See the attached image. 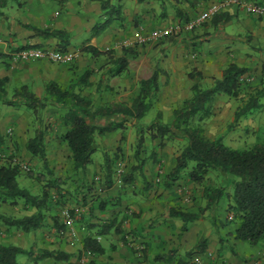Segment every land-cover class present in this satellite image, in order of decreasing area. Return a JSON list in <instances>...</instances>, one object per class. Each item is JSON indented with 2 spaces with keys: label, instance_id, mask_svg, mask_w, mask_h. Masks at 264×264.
<instances>
[{
  "label": "crops",
  "instance_id": "1",
  "mask_svg": "<svg viewBox=\"0 0 264 264\" xmlns=\"http://www.w3.org/2000/svg\"><path fill=\"white\" fill-rule=\"evenodd\" d=\"M213 1L218 0H110V7L113 10L117 9L118 12L115 15L112 14L114 18L106 23V16L109 17V15L103 13L98 2L92 0H20L18 6L12 4L5 10V14L0 16V37L5 40V44L0 46V55H5L0 57V77L9 76L16 81H25L30 85L33 83L36 86L34 88L36 94L41 96L43 90L40 89L42 88L40 84L55 81L68 87L76 83L87 69H91L94 73L83 90L85 95L93 97L96 93L111 92L115 94L113 102H124L131 105L133 98L139 92L138 85L135 86L134 83L139 84L140 80L148 79L155 69L152 68L149 74L146 73L147 68L154 64L153 57L159 49L151 44L137 46L138 57L129 61V72L111 78L105 75L106 67L100 70L111 60L107 55L91 57L84 54L80 60L68 65L50 63L46 60L30 61L21 63L24 65L18 68L11 64L10 69L5 67L8 65L6 56L23 47L56 45V39L36 36L34 31L26 28L25 25L41 29H65L71 36L69 48L94 46L101 51L112 49L114 52L112 55L120 56L123 50L122 44L126 40H134L140 29L147 32L190 20L204 11ZM99 26L102 27L95 34ZM179 43L185 45L173 51L180 53L171 57L169 66L173 67V71H176V68L183 72H173L171 75L167 73L166 68L162 70L159 78L160 97L168 93V96H175L174 99L179 100L181 93L176 89L181 90V87L187 86V91H189L191 85L187 73L190 69H186L189 64L202 72L203 87H211L215 80L221 79L224 68L231 63L249 69L244 76L248 82H256V78L262 75L264 18H256L237 5L229 6L226 11L196 28L186 40ZM174 48L170 47L169 50ZM146 54L148 57H145ZM25 69L28 72L22 73ZM168 74L171 75L169 81ZM125 87L128 90L124 95L119 91H124ZM184 96L189 97L190 93L187 92ZM111 97L112 95L108 100L111 101ZM238 106L239 101L235 98L220 94L213 103L212 111L220 112L217 117L220 122L230 115L233 122ZM262 109L254 111L249 118L245 119L248 124L242 129L255 128L256 132L264 131V118L258 113ZM209 117L204 119L205 129L210 123ZM5 123L6 119L2 114L0 116V136L3 138L2 129ZM249 123L251 126L247 128ZM132 124L127 123L128 126ZM240 125L236 129H240ZM121 135V132H113L97 136V143L101 147L94 154H97V157L93 155V161L87 167L84 176L79 174L80 176L71 178L78 181L77 186L83 182L90 185L89 189H81L82 186L73 187L75 190L72 193L77 197L73 206L82 203L81 206L84 207L83 214L75 223L77 234L74 239L58 237L55 234L54 219L48 217L45 222L48 227L28 233H4L3 241L26 250H56L71 255L67 262H55L46 258L39 260L38 264L78 262L86 254L83 248L85 237L100 230L104 234L98 235L97 240L103 252L90 256L85 264H179V261L188 260L187 252L203 236L208 239L206 253L201 256L195 255L194 261L190 264H194L195 258H199L201 264H209L213 259L216 260L212 264L220 263V260L224 264H242L246 259L249 261L256 259L257 254L264 257L263 245L252 246L249 243L237 241L234 237V228L225 231L222 227L214 226L213 229L212 224H208L210 219L206 217V213L201 219L188 224L186 231H181L183 222L178 218L170 217L169 209L173 207L182 211L195 212L198 208L196 205L204 206V202L202 195L196 194L193 186L187 185L185 181L181 180L180 183L177 182L170 187L165 184H154L160 166L165 175L172 170L173 165L168 160L170 155L166 149L153 148L156 151V157H153V150L147 156L141 155L146 159L144 167L132 176L125 174L127 181L124 183H121L120 178L112 173L109 185L105 171L104 152L109 154L108 150L118 144ZM25 143L26 141L23 142V146ZM59 143L60 140L56 139L51 142L55 146L47 147V157L50 160L56 161L63 158L64 154L57 150L61 144ZM27 155L29 156L28 153ZM66 155L70 156V154ZM160 159L161 163L165 160V167L159 164ZM18 181L20 186L29 190L33 187H30L29 179L19 177ZM31 193L36 195L33 190ZM63 193L66 192L63 191ZM226 204V201H220L218 215L221 207L224 206L227 209ZM34 212V210L29 211L25 215H31ZM225 213L227 214V210ZM54 214L58 216V219L61 217L59 209L54 210L52 215ZM120 224V229H117ZM219 224L222 223L219 221ZM120 230L136 233L138 240L146 246L145 260H138L131 249L124 244ZM253 248H257V251ZM170 250H176L170 262L154 260L158 254L167 253ZM22 262L34 264L30 260Z\"/></svg>",
  "mask_w": 264,
  "mask_h": 264
},
{
  "label": "trees",
  "instance_id": "2",
  "mask_svg": "<svg viewBox=\"0 0 264 264\" xmlns=\"http://www.w3.org/2000/svg\"><path fill=\"white\" fill-rule=\"evenodd\" d=\"M92 1L98 2L103 13L109 15V17L106 16V23L114 18L112 14L115 15L118 12L117 9L113 10L110 7V0ZM250 1L264 5V0ZM14 3H20V0H0V16H3L5 10ZM256 18H264V16ZM188 21L187 19L180 23ZM25 27L33 30L36 36L56 39L57 43L54 47L59 50L69 48L71 36L65 29H41L32 25H25ZM101 27H98L95 34ZM136 47L123 48L120 56L112 55L114 53L112 49L101 51L94 46H82L79 50L81 54H88L91 57L109 56L110 62L107 66H102L100 70L106 67L105 75L111 78L129 72V61L138 57ZM1 56L5 55L1 54ZM6 57H8V65L5 67L10 69V54L8 53ZM248 71L249 69L246 67L231 63L224 68L221 79L215 80L211 87H203L201 84L203 74L198 68L193 67L187 73L188 79L192 81L191 96L183 100L179 107L174 108L172 120L169 122L163 121L161 111L157 112L150 123L143 122L147 113L152 109L160 90L159 78L162 70L159 67L154 69L148 79L139 81V92L133 98L131 105L124 102H107L95 106L92 97L83 93L84 88L88 85V79L94 73V70L91 69H87L76 83L68 87H63L55 81L46 82L41 96L37 95L32 85L28 83H22L18 88L13 87V93L10 96L9 85L13 81L12 78L9 76L0 77V104L15 108L24 106L34 114L35 120L39 124L35 129L34 136L26 142L25 149L32 159L39 158L42 161L49 176L54 175L47 158V135L52 125L47 126L43 123V111L48 106L64 111L58 118V126L64 129L58 135V139L61 144L67 146L70 152L74 172L83 176L93 161V155L101 149L97 143V136L122 132L127 128L128 122H134L137 139L134 164L130 169L125 167L121 158L111 160V157L104 152L105 171L109 185L112 173L117 175L118 163H121L123 168L119 177L121 183L127 181L125 174L132 176L144 167L146 159L141 155L147 137L149 142L156 143V149L166 147L169 141L181 142L183 145L173 158L172 170L165 175L160 166L154 180L155 185L165 184L167 187L173 186L177 182L180 183L182 180L187 185L200 189L204 206H200L197 211H182L173 207L169 209L170 217L178 218L183 222L181 231H186L188 224L201 219L205 213L206 217L216 226L215 218L219 203L221 200H225L228 224L234 226L235 239L252 246L264 245V138L259 139L249 148L236 149L228 146L222 136L208 138L203 124L195 123V120L204 121L212 114L213 103L217 95L220 94L240 100L229 129L249 118L254 111L261 109L264 106V64L262 75L256 78V82H248L244 78ZM246 91L247 97H243L242 93ZM3 139L0 136V147L4 143ZM152 154L153 157H156L154 149ZM2 156L3 153L0 151V157ZM3 159L5 163L0 165V203L10 206L23 204L25 210L35 211L31 215L22 217H12L0 213V224L6 227V233L37 231L48 227L45 222L48 217H52L57 236L66 237L59 234V231L64 228L61 217L58 219L57 215H52L57 207L65 203L60 177L47 179L45 174L40 172L37 175V180L40 182L45 180L47 183L43 186L42 191L35 195L29 189L20 186L18 178L21 176L22 170L19 165L13 164L12 160H8L6 157ZM211 177L215 179L212 186L208 185ZM86 185L87 183H82V187ZM89 187L90 185L88 189ZM48 188H54L57 190V194L51 195ZM53 198H58V201H53ZM120 227L121 224L117 229ZM119 232L124 244L131 249L137 259L145 260L146 246L138 240L136 233L126 230ZM102 234H104L103 231H96L88 234L83 240L84 250L90 252L92 256L103 252L102 246L97 240V236ZM136 246H142V250L138 252ZM207 246L208 239L204 236L201 237L195 246L187 252L188 262L179 261V264H190L194 261L195 255L201 256L206 253ZM175 251L170 250L167 253L158 254L154 260L170 262L175 256ZM234 254L236 255L235 252ZM22 255L29 257L34 264H38L39 260L46 258L55 262H67L71 258L68 253L46 249L39 250L35 256L31 250L0 241V264H22L18 261V257ZM244 261L249 262L248 259ZM258 264H264V261Z\"/></svg>",
  "mask_w": 264,
  "mask_h": 264
},
{
  "label": "rangeland",
  "instance_id": "3",
  "mask_svg": "<svg viewBox=\"0 0 264 264\" xmlns=\"http://www.w3.org/2000/svg\"><path fill=\"white\" fill-rule=\"evenodd\" d=\"M15 5L18 6L19 3H14ZM184 22V21H183ZM191 34V33H190ZM189 34H183L181 35V37L179 38H173V37H166L164 39L159 40L156 43H152L151 45L154 48H159L158 52H156V56L153 57V65L150 66L149 68H147L146 73L149 74L152 70V68H157L159 67L161 70H163L164 68H166L168 71L167 73H170L171 75L173 74V72H183L180 69H176V71H173V67H170L169 65H171V57L172 56H177L178 53H180L179 51H177V53L173 52L174 50H176L178 47H180L179 49L182 48V46H184L185 44H180L179 42L182 40H186L188 38ZM2 38V37H1ZM3 39V38H2ZM4 40V39H3ZM185 43V41L183 42ZM1 46V45H0ZM170 47H175L173 50H169ZM78 49V48H77ZM82 56L84 57V54L82 53L79 57L78 60H80V58H82ZM145 57H148V54H146ZM77 60V61H78ZM49 62V61H48ZM52 63V62H50ZM24 64H16L15 66L21 67ZM147 66V65H146ZM176 66V65H174ZM98 68V67H97ZM192 69V65H188L186 67V69ZM28 72L27 69L22 70V73ZM170 74H168V81L170 80ZM183 74V73H182ZM188 78V77H187ZM13 81L10 82L9 85V95L11 96L13 93V87H19L20 84L22 83H26L25 81H16L12 78ZM189 80V79H188ZM190 81V80H189ZM50 82V81H48ZM203 86V83H201ZM42 86V89L44 88V84H40ZM135 86L139 84L134 83ZM180 85V83H179ZM190 85H192V81H190ZM63 87H67L62 85ZM181 86V85H180ZM36 86L32 83V88L34 89ZM191 87V86H190ZM126 87L124 88V91L121 90L119 92H123V94L125 95L126 92ZM178 90L181 94L179 97V100H175V96H168L169 94L167 93L166 96L164 97H160L159 93L157 96L156 101L154 102V105L152 107V109L147 113L146 117L144 118L143 122L144 123H150L156 116L158 111L162 112L163 115V121L165 122H169L172 120L173 117V108H177L179 107L183 100L187 99L188 97H185L184 95L187 94V92L190 93L191 96V88H189V91L187 86L181 87V90ZM246 92L242 93L243 97H247ZM43 94V91H42ZM112 95V102L114 101L115 98V94H112L111 92L108 93H96L93 95L92 99L94 101L95 106H99V105H103L107 102H111L109 99V96ZM182 95V96H181ZM189 96V97H190ZM184 97V98H183ZM242 97V98H243ZM237 101L240 102V100L235 99ZM263 108V109H262ZM261 111H259L258 113L264 118V106L262 107ZM215 110V109H214ZM64 111L62 109H58V108H54L53 106H48L44 111H43V123L45 125H52L50 132L47 135V145L50 146H55L52 145L51 142L53 140L58 139V135L60 133L63 132V127L58 126V121H59V117L60 115L63 113ZM3 114V117L6 119V123L5 126L2 129V132L4 134V143L2 144V147H0V151L1 153H3V156L0 157V165L5 163V160L3 158L6 157V159L8 160H12L13 164H18V163H24L27 164L30 167V171H24L22 170L21 172V176L20 177H24L26 179H29L31 181V186L33 191H35L36 194H39L42 189L43 186L47 183V181H43L40 182L37 180V175L40 172H43L45 174V176L48 178H59V176H61L59 178V181L61 180V185H62V191H65L66 193H64V200L65 203L61 204V206L57 207V209H59V213H61L62 209L64 207H71L76 203L77 197L72 193L75 189L73 187H81L82 184H80L79 186H77V182L74 179H71L72 177H76L78 176V174H76L73 170V165H72V161L70 156L67 157L66 154H70L68 148L66 145L60 144V146L57 148L58 151H61L63 155V158L60 160H50L48 157V161H49V167L52 169L54 175L53 176H49L48 171L43 167V163L39 158L36 159H32L30 156L27 155V153L25 152V145L23 146V142L24 141H28L29 138H32L34 136L35 133V129L38 126V122L35 120L34 114L30 111L24 108V106H20L18 108L9 106V105H4V104H0V116ZM220 114V112H213L210 115V123L206 126L205 129V134L208 138L213 139L216 138L218 136H222L223 137V141L230 147L232 148H236V149H246L249 148L251 146H253L255 143H257L259 141V139L264 138V131L262 132H256L255 128H248L249 126H251V123H249V125L247 126L248 129H242L243 127H245L248 124L247 120H242L240 124H243L242 126L240 124L235 125L234 127L229 129V125L232 123L231 121V115L226 119L224 118L222 120V122H220L217 117ZM18 121V122H17ZM130 124H132V122H129ZM195 123H199V124H203V126H205L204 121H198L195 120ZM19 125V127H17ZM241 126L240 129H236V127ZM12 129L13 135H11V137H9L7 131L8 129ZM120 132V131H119ZM123 139H120L119 142H117L118 144L113 145V147L108 150L110 153L108 154L111 157V160L114 158H121L125 164V167L127 169H130V167L134 164V152H135V144H136V139H137V131H136V127L134 124L132 125H127V128L125 130H123L122 132ZM99 137V135H98ZM59 140V139H58ZM51 141V142H50ZM156 143H151L149 142L148 137L146 138L145 144L143 146L142 149V155L144 154V156H147V154L153 150V148H157L155 147ZM182 143L179 141H169L166 145V147L161 148L166 149V151H168L170 157H168V160L172 163L173 158L175 157V154H177V152H179V150L182 147ZM159 149V148H158ZM15 150V151H14ZM118 150V151H117ZM99 155V153H98ZM94 157H97V154L94 155ZM162 158V157H161ZM161 161V159L159 160ZM163 167H165L166 162L165 160L161 163ZM65 179V180H64ZM215 183V179H213L212 177L210 178V181L208 183V185H213ZM88 184L82 188H88ZM196 194H200V189L198 190L197 188L195 189V187H193ZM30 190V191H31ZM49 192L52 194H57V190H55L54 188H48ZM192 190V188L190 189ZM56 197H58V195H55ZM53 201H58V198H53ZM225 202V200H224ZM82 204V203H79ZM225 204V203H223ZM196 207L199 208L198 205H196ZM197 208V209H198ZM56 209V210H57ZM227 209H225V207H221V211L220 214L218 215L217 213V217L215 218L216 222V226L217 227H222L224 228L223 230L227 231V230H231L234 228V226H229L228 224V214H226ZM219 212V211H218ZM0 213L5 214L7 216H12V217H22L25 214L29 213V211L24 209V205L23 204H19L18 206H10L8 204H2L0 203ZM219 221L222 224H219ZM209 225L212 224V227L214 229V225L213 223L209 220L208 221ZM226 227V228H225ZM4 233H6V227L3 226L2 224H0V241H3L4 238ZM56 234V233H55ZM256 246H261V245H256ZM263 247V251H264V245ZM261 247V248H262ZM257 251V248H253ZM34 255H36V252H38L37 250H33L30 249ZM255 251V252H256ZM23 260H30L29 257L27 256H19L18 257V261L21 262L22 264H26L23 263ZM216 260L213 259L211 261L212 262ZM257 261L258 263H261L262 261H264V257H261L260 255L257 254L256 259L254 260H250L248 263L246 262H242V264H255V262ZM195 264V262H194ZM215 264H224L222 262V260H220V263H215Z\"/></svg>",
  "mask_w": 264,
  "mask_h": 264
},
{
  "label": "built area",
  "instance_id": "4",
  "mask_svg": "<svg viewBox=\"0 0 264 264\" xmlns=\"http://www.w3.org/2000/svg\"><path fill=\"white\" fill-rule=\"evenodd\" d=\"M237 5L241 7L246 12L256 16H264V5H259L253 1L249 0H222V1H213L206 9L194 18L190 19L186 23H174L166 27L155 28L150 31H144L140 29L134 40H126L122 46L123 48L141 46L146 44L156 43L161 39H164L169 36L180 37L184 33H191L196 28L201 27L203 24L211 20L215 15L226 11L229 6ZM5 40L0 37V45H4ZM10 54V62L12 65L19 63H25L30 61H40L46 60L52 63L59 65H68L76 62L80 55L81 51L77 48H68L66 50H59L54 46H36V47H27L21 48L16 51H12ZM8 135L13 134L12 129H8ZM21 170L30 171V167L24 163H18ZM117 177H120L123 172L122 164L118 163L117 165ZM160 172V171H159ZM159 181V178H157ZM84 207L81 205H75L71 207H64L61 211V223L64 226L63 229L59 231V234L70 238V240L76 237L75 223L77 219L83 214ZM138 252L142 250V246H136ZM92 256L90 252H86L81 259L73 264H85L87 259ZM196 264H201L199 258H195ZM255 264H258L255 262Z\"/></svg>",
  "mask_w": 264,
  "mask_h": 264
}]
</instances>
